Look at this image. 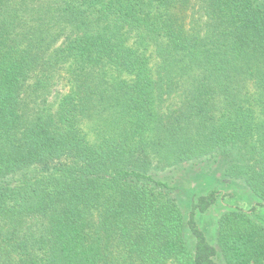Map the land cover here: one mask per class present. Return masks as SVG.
Masks as SVG:
<instances>
[{
	"label": "trees",
	"instance_id": "trees-1",
	"mask_svg": "<svg viewBox=\"0 0 264 264\" xmlns=\"http://www.w3.org/2000/svg\"><path fill=\"white\" fill-rule=\"evenodd\" d=\"M212 159L264 208V0H0V264H220L222 192L157 176ZM219 248L264 264V226Z\"/></svg>",
	"mask_w": 264,
	"mask_h": 264
},
{
	"label": "rangeland",
	"instance_id": "rangeland-1",
	"mask_svg": "<svg viewBox=\"0 0 264 264\" xmlns=\"http://www.w3.org/2000/svg\"><path fill=\"white\" fill-rule=\"evenodd\" d=\"M53 99L56 97L52 95ZM225 162L220 159L191 162L180 167L158 173L159 179L173 187V197L185 216L191 211L192 203L198 197L212 191H221V200L204 214H197V221L208 241L218 251L217 261L223 264L219 248V228L222 217L229 211L242 210L249 213L257 224L264 226V208L243 180L225 176ZM186 238L194 248V238L186 230Z\"/></svg>",
	"mask_w": 264,
	"mask_h": 264
}]
</instances>
